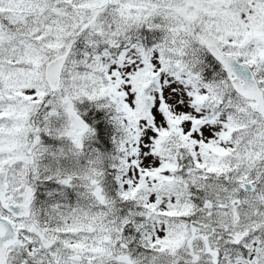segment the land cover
<instances>
[{
    "label": "snow or ice",
    "instance_id": "1",
    "mask_svg": "<svg viewBox=\"0 0 264 264\" xmlns=\"http://www.w3.org/2000/svg\"><path fill=\"white\" fill-rule=\"evenodd\" d=\"M0 264H264V0H0Z\"/></svg>",
    "mask_w": 264,
    "mask_h": 264
}]
</instances>
